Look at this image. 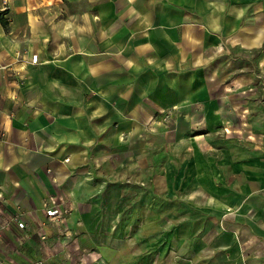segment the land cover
<instances>
[{
	"label": "crops",
	"instance_id": "obj_1",
	"mask_svg": "<svg viewBox=\"0 0 264 264\" xmlns=\"http://www.w3.org/2000/svg\"><path fill=\"white\" fill-rule=\"evenodd\" d=\"M254 65L264 72V0H6L0 217L39 218L46 196L89 179L90 157L117 147L123 129L134 137L140 118L156 110L171 109L179 128L199 123L200 131L239 108L243 118L264 117ZM246 156L243 185L234 188L238 233L249 264H264V157Z\"/></svg>",
	"mask_w": 264,
	"mask_h": 264
},
{
	"label": "rangeland",
	"instance_id": "obj_2",
	"mask_svg": "<svg viewBox=\"0 0 264 264\" xmlns=\"http://www.w3.org/2000/svg\"><path fill=\"white\" fill-rule=\"evenodd\" d=\"M252 71L264 92V72ZM244 110L202 131L199 123L179 128L171 109L140 118L134 137L123 129L117 147L90 157L89 179L51 195L72 206L61 220L48 222L40 207L26 229L0 228L10 236L0 264H249L234 188L246 154L264 157V117L243 118Z\"/></svg>",
	"mask_w": 264,
	"mask_h": 264
},
{
	"label": "built area",
	"instance_id": "obj_3",
	"mask_svg": "<svg viewBox=\"0 0 264 264\" xmlns=\"http://www.w3.org/2000/svg\"><path fill=\"white\" fill-rule=\"evenodd\" d=\"M0 4H1V10L5 9L6 6V0H0ZM36 61V57L34 55H32L31 57V62H35ZM2 130L0 129V142L2 141ZM66 160V158H65ZM41 210L44 213V216L46 217V220L49 221H55V220H61V218L64 217V215L67 213L66 208H61L58 205V202L56 200V198L52 197V196H46L42 202H41ZM0 228H2L3 226H5L8 223H13L15 225V227H17L19 230H23L26 229L25 228V223L23 222V220L19 217L18 214H12L9 215L8 217H0ZM24 234L22 237H25L27 234L25 231H23Z\"/></svg>",
	"mask_w": 264,
	"mask_h": 264
}]
</instances>
